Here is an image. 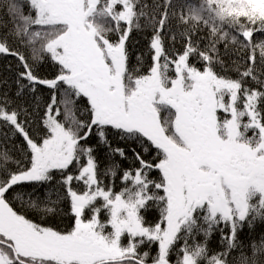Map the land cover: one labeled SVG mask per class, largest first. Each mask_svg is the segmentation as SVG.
Wrapping results in <instances>:
<instances>
[{
  "label": "snow or ice",
  "instance_id": "snow-or-ice-1",
  "mask_svg": "<svg viewBox=\"0 0 264 264\" xmlns=\"http://www.w3.org/2000/svg\"><path fill=\"white\" fill-rule=\"evenodd\" d=\"M257 34L264 0H0V264H264Z\"/></svg>",
  "mask_w": 264,
  "mask_h": 264
},
{
  "label": "trees",
  "instance_id": "trees-1",
  "mask_svg": "<svg viewBox=\"0 0 264 264\" xmlns=\"http://www.w3.org/2000/svg\"><path fill=\"white\" fill-rule=\"evenodd\" d=\"M153 0H148V3H152ZM133 41H139V43L136 45V51H140V50H143L144 47H145V40H144V37H143V34H140V33H133ZM257 38H264L262 37L260 34H257ZM133 62H135V57H133ZM8 61L0 58V80H3L4 78H7L8 79V84L11 85L12 84V73L9 72L7 70V65ZM14 64V62H13ZM7 85H3V84H0V90H3L4 88H6ZM13 88H14V85H13ZM163 115V113H162ZM42 195V193H41ZM30 215H33L32 213H30ZM38 219V217H35ZM262 233L261 232H257L256 230L254 231V233L250 232L249 229L246 227L243 229V231L241 232V235H240V238L241 240L245 241V243H250L253 239H256L258 240L260 235Z\"/></svg>",
  "mask_w": 264,
  "mask_h": 264
},
{
  "label": "rangeland",
  "instance_id": "rangeland-1",
  "mask_svg": "<svg viewBox=\"0 0 264 264\" xmlns=\"http://www.w3.org/2000/svg\"><path fill=\"white\" fill-rule=\"evenodd\" d=\"M246 229H247V227H246ZM255 230L257 232H261L262 234H264V224H257ZM218 244H219V237H218V234H217V235L213 236L212 240L210 241V246L213 249H217L218 248Z\"/></svg>",
  "mask_w": 264,
  "mask_h": 264
}]
</instances>
